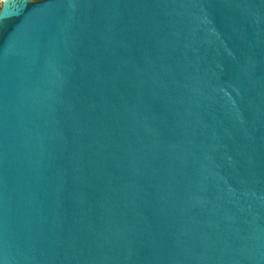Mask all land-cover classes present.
Listing matches in <instances>:
<instances>
[{
	"label": "water",
	"instance_id": "obj_1",
	"mask_svg": "<svg viewBox=\"0 0 264 264\" xmlns=\"http://www.w3.org/2000/svg\"><path fill=\"white\" fill-rule=\"evenodd\" d=\"M0 264H264V0H0Z\"/></svg>",
	"mask_w": 264,
	"mask_h": 264
}]
</instances>
